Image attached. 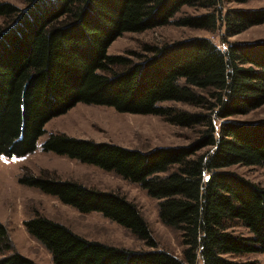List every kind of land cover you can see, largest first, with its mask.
Listing matches in <instances>:
<instances>
[{"label":"trees","instance_id":"trees-1","mask_svg":"<svg viewBox=\"0 0 264 264\" xmlns=\"http://www.w3.org/2000/svg\"><path fill=\"white\" fill-rule=\"evenodd\" d=\"M247 1L29 0L22 9L0 0V155L35 152L47 123L80 102L158 115L181 127H206L187 145L150 150L65 132L49 134L45 152L96 165L145 189L158 200L160 220L180 233L183 244L181 256L157 249L138 205L119 191L89 187L48 170L34 175L27 168L19 179L23 185L81 213L101 212L150 247L91 241L36 211L23 225L47 248L54 264H197L199 259L202 264H257L227 255H264V187L223 170L236 164L264 166V120L224 121L264 105V40H229L264 24V8L227 7ZM185 6L206 12L175 19ZM171 23L221 31L226 47L209 37H191L145 44L142 53H108L126 32ZM218 120H223L220 126ZM207 147L211 149L199 154ZM232 221L252 236L231 231ZM0 264H36L15 249L1 221Z\"/></svg>","mask_w":264,"mask_h":264},{"label":"rangeland","instance_id":"rangeland-1","mask_svg":"<svg viewBox=\"0 0 264 264\" xmlns=\"http://www.w3.org/2000/svg\"><path fill=\"white\" fill-rule=\"evenodd\" d=\"M26 8L29 0H3ZM232 9H261L264 0H249L245 3L231 2ZM206 12L185 6L175 19L189 14ZM0 17V23H3ZM221 31L178 26L174 23L158 26L143 32H126L109 47V54L128 55L131 52L142 53L145 44L161 45L191 37H209L222 48L226 47L221 39ZM231 42H252L264 40V24L252 26L244 32L230 37ZM135 60L137 55L131 56ZM164 105L175 106L190 111H201L181 102H166ZM252 122L264 120V105L247 114L232 115L224 121ZM223 121V120H222ZM221 120L216 121L220 126ZM203 125L181 127L171 124L158 115H141L123 113L113 107L78 103L68 113L53 118L47 123L46 134L40 137L37 150L24 156L0 155V221L9 230L12 242L17 251L31 258L36 264H54L50 252L25 229L23 222L36 211L70 227L82 237L108 245L123 246L130 249H150L129 229L105 217L101 212L81 213L76 208L63 204L57 198L45 194L36 188L20 183L19 179L29 169L34 175L43 170L54 172L62 179L78 180L89 187L102 190H116L138 205L147 220L151 233L157 242V249L168 250L177 256L183 251L180 233L165 225L159 217L158 200L149 196L138 184L123 179L116 173L106 171L96 165L84 164L78 160L61 156L54 152H45L43 143L52 132H65L71 136L108 141L129 148L150 150L158 146L187 145L197 139ZM211 147L202 149V154ZM264 187V166L236 164L224 167ZM230 230L245 237H251V231L237 221L230 223ZM237 261L255 260L264 264V255L250 253L227 255ZM197 264H202L199 259Z\"/></svg>","mask_w":264,"mask_h":264}]
</instances>
